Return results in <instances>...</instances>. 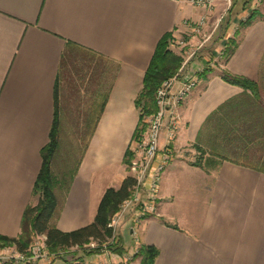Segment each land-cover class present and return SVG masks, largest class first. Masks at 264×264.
<instances>
[{"label":"crops","instance_id":"0c3cea01","mask_svg":"<svg viewBox=\"0 0 264 264\" xmlns=\"http://www.w3.org/2000/svg\"><path fill=\"white\" fill-rule=\"evenodd\" d=\"M255 5L256 0H232L222 25L229 31L217 41L234 39L229 33L241 21L255 11L261 15L242 30L223 67L254 81L259 102L225 83L219 70L205 64L206 57L186 72L199 73L200 82L179 108L178 135L160 142V152L174 154V163L162 175L156 213L136 224L138 247L157 250L153 264H264V156L252 157L254 164L238 160H251L239 151L251 141L228 136V129L245 124L264 127V4ZM201 14L190 0H0L1 236L17 238L24 212L38 202L34 185L54 121L56 83L58 148L50 165L56 178L54 223L72 232L94 221L106 189H118L132 176L125 161L137 141L135 102L155 48L165 35L176 43L183 24L195 23ZM213 54L216 61L218 49ZM64 57L78 63L71 87L61 73ZM90 67L101 69V81H92ZM230 101L232 107L223 109ZM184 151L191 160L179 161ZM177 176L190 197L182 208L173 190ZM134 225L127 217L117 231L124 255L135 252ZM68 252L74 254L73 264L115 261L108 253ZM141 260L136 256L132 264ZM65 262L59 258L49 264Z\"/></svg>","mask_w":264,"mask_h":264},{"label":"trees","instance_id":"16d2710c","mask_svg":"<svg viewBox=\"0 0 264 264\" xmlns=\"http://www.w3.org/2000/svg\"><path fill=\"white\" fill-rule=\"evenodd\" d=\"M259 16L261 17L257 11L253 12L248 17L247 21L242 24L243 28L251 25L253 20ZM170 39L171 35H165L160 39L144 74L142 91L135 102L140 113V121L133 135L134 140H138L139 137H141V133L144 131V117L150 116L156 111L155 94L157 90L164 81L172 78L177 73L182 64V57L176 55L170 47ZM237 45L238 43H235L233 40L227 42V45H225L227 47L225 52V63H227L234 54ZM68 46L73 45L68 44ZM208 71L210 70H204L200 76L205 78ZM220 76L225 83L242 89L245 94H250L249 96L251 99L259 102L258 86L254 81L245 77L231 75L225 71H222ZM232 103L233 101H230L222 108L225 109L227 106L231 108ZM54 104V121L50 132L49 143L41 152L42 167L34 185V195L38 198V202L35 206L28 207L24 212L20 226V234L17 238L12 239L0 235V250L13 247L17 252L25 253L35 237L44 236L47 251L55 256L71 248L81 249L92 242L97 244L96 249L86 253H101L103 251L102 245L108 243L113 237L112 229L109 228L108 225L112 217L118 212L120 205L130 198L136 185V180L132 176H128L118 189H106L99 202L94 221L91 224L72 232L60 231L54 223L57 211V201L54 194L56 178L52 175L50 170L51 161L58 148V83H56L54 92ZM104 106L105 103L102 104L96 116L101 114ZM245 118L246 116H244V119ZM255 130L256 132L254 135ZM232 135L238 136L243 141L251 142H254V138L256 137L258 140L256 144L261 147V153H264V127L257 130L245 124L242 128L228 129V136ZM251 142L248 144H252ZM127 156L128 160H126L125 163L126 165H130V160L132 158L130 154H127ZM196 166L201 167V162L196 163ZM260 170L264 171V162H262ZM115 242L113 248L110 247V245L108 246L109 250L117 254H122V249L118 246L117 241ZM157 254V250L153 247H141L136 256H143L142 264H153ZM65 264L73 263L65 262Z\"/></svg>","mask_w":264,"mask_h":264},{"label":"built area","instance_id":"2783aa9c","mask_svg":"<svg viewBox=\"0 0 264 264\" xmlns=\"http://www.w3.org/2000/svg\"><path fill=\"white\" fill-rule=\"evenodd\" d=\"M225 1L229 10L231 0ZM212 2L213 0H190L193 6L201 10H211ZM205 24L206 16H201L195 23L185 22L183 35L189 31V35L186 36L191 39L192 36L201 34ZM185 42L180 40L177 44L171 43V47L175 49L177 46L181 49L185 46ZM192 55L193 53L186 57L172 78L162 83L155 94L156 111L143 119L146 128L143 136L136 141L129 166L132 177L136 180V185L130 198L120 205L118 212L112 217L108 225L113 232L112 239L103 244V251L98 253L113 254L114 264H132L139 249L136 224L143 218L154 215L157 211L159 185L170 159L169 152H160L161 138L165 136L168 143L176 138L181 123L179 108L200 82L199 73H186L188 71L187 64H190ZM127 217H133V224H135L131 228V236L136 244L135 252L132 255L117 254L108 248L109 245L114 247L117 231ZM96 247L97 244L92 242L81 249L88 252L96 249ZM54 257L55 255L47 251L44 236L35 237L25 253H19L13 247L0 250V264H49Z\"/></svg>","mask_w":264,"mask_h":264},{"label":"rangeland","instance_id":"374dc122","mask_svg":"<svg viewBox=\"0 0 264 264\" xmlns=\"http://www.w3.org/2000/svg\"><path fill=\"white\" fill-rule=\"evenodd\" d=\"M257 1L258 0H256L255 7H256V9H260L261 5L264 4V0H259L258 2ZM231 6H232V0H231ZM230 9H231V7H230ZM230 9L228 10V6H227L225 0H213L211 10H207V9L202 10V14L200 15V17L206 16V24H205V27H204L203 31L201 32V34L194 35V36H192L191 39H188L186 35H189V31L186 32V35L178 37L176 39V43H175V44H177V42L180 40L186 41L185 46L181 49L177 48V46H176V48L173 49L172 51H174V53L176 55L182 57V62L185 61V59L188 55L193 53V55L191 57L190 64L193 63L195 60L198 62H201L200 59H202L203 57H206L207 59L210 60V62L209 63L206 62L205 64L209 67L214 66L212 68L210 67L212 70L217 69L220 72L225 71L223 69V67L226 64L225 63V60H226V56H225L226 53L225 52L227 50V47L225 45H227V42L232 41V40L235 43L237 42L238 36L241 34L242 30L244 29L242 24H244L248 19V18H246V20H244L243 22L241 21L240 26L236 27L233 31H231L229 33L230 36H232V37L234 36V39L226 40L223 43L218 42L217 40L224 38L229 31L227 29L224 30L222 28V25L225 24V21L227 20V15L229 14ZM225 15H226V18H224V17L222 18V16H225ZM218 18L219 19L222 18L221 21H219V23H218V20H219ZM230 36H228V39ZM172 44H174V43H172ZM214 49H218V54H217L218 59L216 58L217 59L216 61L214 60V54L212 56ZM75 60L76 59L73 57H67L64 60L62 70H61L63 81L69 87H71L72 83L75 80L73 77V76H75L74 75L75 64H78ZM100 64H102V63H100ZM190 64H187V67H189ZM100 70L101 69L98 70L97 67L88 68V72H90V74L93 73L94 79L92 81L93 82L95 81V83L97 81L102 80V74L103 73ZM225 72H227V71H225ZM83 82H85L84 85H87V84L89 85V82H91V81H89V82L83 81ZM79 114L81 115V113H79ZM145 128H146V124H145ZM145 128H144V131H145ZM144 131L141 133L140 136H143ZM240 147H241L239 150L240 153L243 156H248L249 158H251V160H246V158H242V159L239 158L238 159V157H241V155H239L238 157L234 156V158L238 159L242 162L246 161L247 164H254V162L252 161V157L257 158V156H259V157L264 156V153H261V147L258 146V144L255 145V144H245L244 143V145L241 144ZM170 156L171 157L169 159L168 165H169V163H174V158H175L174 154L173 155L171 154ZM179 159H180L179 161L191 160L190 152H187V151L182 152L180 154ZM131 161H132V159L130 160V163H131ZM181 165H183V164H181ZM178 178L179 177L177 176V180L175 179L174 183L178 184L179 188H178V186H176L173 190H174L175 195H176L175 202H177V205H180L182 208L183 205H186L189 203L190 197L187 195V193H184V191H183V185H184L183 183L184 182L180 178L178 180ZM157 203H158V201H157ZM128 245L132 246V243L128 242ZM138 251H139V249H138ZM95 254H98V253H95ZM138 256H141V255H138ZM73 257H74V254L72 252L63 251V252L58 253L54 257V259L59 260V258H61V259H64L67 263H70V262H72V259H74ZM141 257H142V260H141V264H142L143 256H141Z\"/></svg>","mask_w":264,"mask_h":264}]
</instances>
